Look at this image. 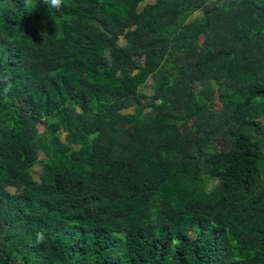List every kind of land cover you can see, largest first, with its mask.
<instances>
[{"label": "trees", "instance_id": "16d2710c", "mask_svg": "<svg viewBox=\"0 0 264 264\" xmlns=\"http://www.w3.org/2000/svg\"><path fill=\"white\" fill-rule=\"evenodd\" d=\"M0 264H264V0H0Z\"/></svg>", "mask_w": 264, "mask_h": 264}, {"label": "rangeland", "instance_id": "374dc122", "mask_svg": "<svg viewBox=\"0 0 264 264\" xmlns=\"http://www.w3.org/2000/svg\"><path fill=\"white\" fill-rule=\"evenodd\" d=\"M154 1H155V0H145V2H149V3L154 2ZM197 15H198V13L193 14V15L190 17V19L195 18V16H197ZM150 83H151V82H148V84H147L146 86H144L143 88H141V89H140V92L143 93V94H146V95H149V96H150V95L152 94V93L150 92ZM131 108H132V107L128 108L127 111H130ZM38 129H39V132H41V131L43 130V127H42L41 125H39V126H38ZM11 190H12V188H11ZM13 190H15V188H14ZM15 191L18 192V191H19V188H16Z\"/></svg>", "mask_w": 264, "mask_h": 264}, {"label": "clouds", "instance_id": "9594fccd", "mask_svg": "<svg viewBox=\"0 0 264 264\" xmlns=\"http://www.w3.org/2000/svg\"><path fill=\"white\" fill-rule=\"evenodd\" d=\"M44 3H50V5L57 10L60 9L62 5V0H43ZM44 239L43 233H36V241L37 243L41 242Z\"/></svg>", "mask_w": 264, "mask_h": 264}]
</instances>
